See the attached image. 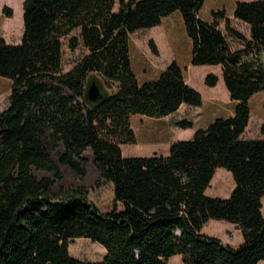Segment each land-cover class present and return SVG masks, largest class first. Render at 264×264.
<instances>
[{
  "label": "trees",
  "instance_id": "trees-1",
  "mask_svg": "<svg viewBox=\"0 0 264 264\" xmlns=\"http://www.w3.org/2000/svg\"><path fill=\"white\" fill-rule=\"evenodd\" d=\"M205 0H23L19 43L0 37V77L12 79L10 104L0 112V264H259L264 260V138H245L250 101L264 91V0H238L234 15L250 26L246 37L224 10L202 16ZM180 11L192 40V64L221 65L234 114L217 117L169 153L125 156L136 143L134 115L162 118L182 104L202 106V94L172 61L159 77L141 83L131 58L133 33ZM3 12L14 16L5 6ZM245 41L234 48L219 27ZM78 30L79 34H73ZM89 53L64 71V38ZM150 47L159 54L154 40ZM98 76L110 95L90 107L87 81ZM216 73L205 83L214 87ZM181 128L193 122L183 120ZM264 133V125L261 128ZM91 149L101 181L114 186V206L102 210L83 191L58 194L61 164L84 176ZM58 157V161L55 157ZM235 187L228 197L207 193L218 168ZM241 230L238 246L207 234L211 220ZM89 238L106 249L101 261L74 257L70 244Z\"/></svg>",
  "mask_w": 264,
  "mask_h": 264
},
{
  "label": "rangeland",
  "instance_id": "rangeland-1",
  "mask_svg": "<svg viewBox=\"0 0 264 264\" xmlns=\"http://www.w3.org/2000/svg\"><path fill=\"white\" fill-rule=\"evenodd\" d=\"M238 0H205L202 8V16L209 20L214 21L216 17L213 11L224 10L227 17L231 18V24L238 29L243 35L249 37L251 34L250 26L244 23L234 15L233 7ZM5 6H10L14 10V16L8 17L3 9ZM23 0H3L0 3V37H4L10 43H19L23 32ZM171 23L172 27L170 32L175 39L174 52L168 45L159 41L160 55L157 57L152 52V60H158L161 65H169L172 61L176 60L184 69L187 82L189 81L192 86L197 89L203 96V106L196 107L195 109H205L210 106L212 96H218L217 99H222L228 92L224 78L221 79L218 87L214 89L205 83V78L209 73H217L218 67L210 68L206 65H186L192 58L193 44L191 38L188 36L183 17L180 11H176L165 19V23ZM219 27L228 36L234 48H241L245 45V41L232 35L226 27V19H219ZM156 31L150 29L139 30L131 36V58L134 71L136 72L139 80H145L147 77L143 74V69L153 66L154 62L148 61L147 55L141 46L144 43L146 48L150 47V35L156 34ZM73 34H79L76 30ZM70 36L64 38L63 45V64L64 71L73 69L88 53L89 50L82 44L76 47L70 46ZM18 40V41H17ZM17 41V42H16ZM150 62V63H149ZM183 65V66H182ZM186 66V67H184ZM158 70L151 73L152 76L157 74ZM145 73V72H144ZM151 80V79H148ZM188 82V83H189ZM13 81L7 77H0V112L7 108L10 104V97L12 93ZM5 93V94H3ZM236 102H232L230 97L225 96L222 100L223 109L221 116H228L233 110ZM252 115L250 123L244 133L245 138H264V133L261 128L264 125V91L257 93L250 101ZM191 109V108H190ZM190 109H182L175 114L164 120L163 118L135 116L131 120V126L135 131L136 143L122 145L123 153L125 156H141L150 155L154 153L169 152V144L174 141L187 139L188 136L185 131L187 129L178 128L179 123L183 120H189L194 123L197 115L192 114ZM170 140V141H169ZM172 140V141H171ZM143 150L145 152H143ZM142 151V152H141ZM84 160L82 164L86 169V174L82 177L76 174L70 166L61 164V178H56L54 173L34 169V173L39 178H51L55 183L52 190L58 194H67L69 192L83 191L87 194L91 201H94L102 210H110L114 206V186L111 182L101 181L100 172L95 162V157L91 149L84 152ZM55 159L58 161V157ZM218 173L214 175L213 181L207 190V193L212 196L228 197L235 187V181L232 174L224 167L218 168ZM263 212H264V197H263ZM205 231L212 235H217L226 242H231L234 245L240 244L243 239L241 230L234 223L226 222H209L205 227ZM70 252L74 257L80 259H87L93 261H101L106 255V249L99 243L93 242L89 238H76L70 244ZM180 255H175L169 259V264H184L181 262ZM259 264H264L261 260Z\"/></svg>",
  "mask_w": 264,
  "mask_h": 264
},
{
  "label": "crops",
  "instance_id": "crops-1",
  "mask_svg": "<svg viewBox=\"0 0 264 264\" xmlns=\"http://www.w3.org/2000/svg\"><path fill=\"white\" fill-rule=\"evenodd\" d=\"M236 6V5H235ZM235 6L233 7V10H235ZM168 17V16H167ZM167 17H165V18H163V20H162V23L160 24V25H157V26H154V27H151V28H147V29H150V30H154V31H156L157 33L156 34H154L153 35V38H151V36L150 35H147L148 37L147 38H150V40H154L155 41V43H156V45H157V47H158V50H159V54H155L153 51H152V49L150 50L149 48H146L145 47V45H144V43L142 44V41L143 40H141V46L143 47V51L145 52V54L147 55V60L149 61H151V62H154V65L153 66H149V68H145V69H143V74H144V76L146 75L147 77H149V78H146L145 80H139L141 83H143V82H146V81H148V79H155V78H157V77H159V75L161 74V72L164 70V69H166V67H167V65H165V66H163V65H161L160 64V62L156 59V60H152V52L158 57L159 55H160V48H159V41H163V42H165L167 45H168V47L171 49V51L172 52H174V45H173V43H175V39L173 38V36H172V34H171V32H170V30H171V28L170 27H172V24L171 23H166V24H164L165 23V19L167 18ZM23 23H24V17H23ZM143 30H145V29H143ZM22 31H24V29L22 28ZM138 32V31H137ZM23 36V35H22ZM248 36H250L251 37V34L250 35H248ZM22 39V38H21ZM18 41V40H17ZM16 41V42H17ZM21 41V40H20ZM192 41V40H191ZM144 42V41H143ZM150 63V62H149ZM191 65H192V58H191V63L189 62L186 66L187 67H191ZM194 65V64H193ZM183 66V65H182ZM186 66H184V67H186ZM206 66H210V68H214V67H218L219 68V71H217V75L219 76V82H218V85H219V83H220V81H221V79L223 78V72H222V66L221 65H206ZM158 70L157 71V74L155 75V76H152L151 75V73H153V71L154 70ZM145 72V73H144ZM190 81V80H189ZM188 81V82H189ZM191 82V81H190ZM190 82H189V84H190ZM192 83V82H191ZM190 85H192V84H190ZM218 85H216V86H214L213 88L214 89H216L217 87H218ZM3 94H5V93H3ZM225 96H227V97H230L231 98V96H230V94H229V91L224 95V97ZM255 96V95H254ZM253 96V97H254ZM213 98H212V102H211V105L210 106H207V107H205V109H202V110H200V109H195L194 110V106H191V105H188V104H182V106L180 107V109H178V111H181L182 109H190V111H191V113L192 114H195V115H197V118L196 119H194V123H193V126L192 127H190V128H183V129H187V130H185L187 133H188V136H185L184 138H187V139H190V138H192L193 136H194V134H195V132L199 129V128H205V127H207L209 124H211L217 117H221V114H220V112H221V110L223 109V104H222V100H223V98L222 99H217L216 97H218V96H215V95H213L212 96ZM232 100V99H231ZM232 102H236V101H233L232 100ZM204 104V103H203ZM203 104H202V106H203ZM202 106H197V107H202ZM235 106H236V103H235V105L233 106V110L231 111V113L228 115V116H231V115H233L234 114V111H235ZM177 112V111H176ZM175 112V113H176ZM175 113H172V114H170V115H168V116H165V117H162L164 120H167V118H169L170 116H172L173 114H175ZM251 115H252V111H251ZM135 116H142V115H139V114H137V115H134V116H132V118L133 117H135ZM145 116V115H144ZM228 116H226V117H228ZM146 117H148V116H146ZM225 117V116H224ZM132 118H131V120H132ZM178 128H181L180 126L178 127ZM183 140H185V139H183ZM170 141V140H169ZM172 141V140H171ZM178 141V140H177ZM175 142V141H174ZM171 146H172V143L171 144H169L168 145V147H169V151H170V148H171ZM142 152V151H141ZM143 152H145L144 150H143ZM167 153H169V152H167ZM166 152L164 153V154H167ZM125 155V154H124ZM150 155H152V154H150ZM128 156H130V155H128ZM134 156H136V155H134ZM141 156H147V155H141ZM218 171L219 170H217V173H218ZM216 173V174H217ZM213 181V180H212ZM208 190V189H207ZM226 222V223H231V222H229V221H226V220H217V219H211L209 222ZM208 222V223H209ZM207 225V224H206ZM206 225L204 226V228H203V231L205 232V233H207L206 231H205V227H206ZM207 234H209V233H207ZM210 235H212V234H210ZM215 236H217V235H215ZM219 237V236H218ZM243 237V236H242ZM223 240V239H222ZM243 239H241V241H242ZM224 241V240H223ZM225 243H228V244H231V245H233V246H238V245H240V244H238V245H234V244H232L231 242H226V241H224Z\"/></svg>",
  "mask_w": 264,
  "mask_h": 264
},
{
  "label": "water",
  "instance_id": "water-1",
  "mask_svg": "<svg viewBox=\"0 0 264 264\" xmlns=\"http://www.w3.org/2000/svg\"><path fill=\"white\" fill-rule=\"evenodd\" d=\"M109 95L104 82L98 76L92 75L88 78L85 98L90 107L100 105Z\"/></svg>",
  "mask_w": 264,
  "mask_h": 264
},
{
  "label": "bare ground",
  "instance_id": "bare-ground-1",
  "mask_svg": "<svg viewBox=\"0 0 264 264\" xmlns=\"http://www.w3.org/2000/svg\"><path fill=\"white\" fill-rule=\"evenodd\" d=\"M1 1H3V0H0V3H1ZM23 14H24V10H23ZM23 29H24V23H23ZM218 85V84H217ZM217 173V172H216ZM181 262H182V260H181Z\"/></svg>",
  "mask_w": 264,
  "mask_h": 264
}]
</instances>
